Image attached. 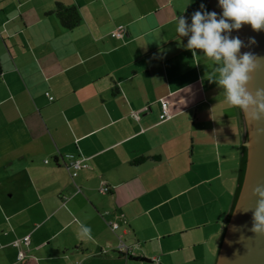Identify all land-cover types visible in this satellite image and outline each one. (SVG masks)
Returning a JSON list of instances; mask_svg holds the SVG:
<instances>
[{
	"label": "crops",
	"instance_id": "crops-1",
	"mask_svg": "<svg viewBox=\"0 0 264 264\" xmlns=\"http://www.w3.org/2000/svg\"><path fill=\"white\" fill-rule=\"evenodd\" d=\"M57 4L80 24L62 27ZM209 8L0 0V264H216L247 130L223 59L175 30Z\"/></svg>",
	"mask_w": 264,
	"mask_h": 264
},
{
	"label": "clouds",
	"instance_id": "clouds-1",
	"mask_svg": "<svg viewBox=\"0 0 264 264\" xmlns=\"http://www.w3.org/2000/svg\"><path fill=\"white\" fill-rule=\"evenodd\" d=\"M221 8L220 18L215 11H196L192 14L191 24L186 25L183 16L178 17L176 32L180 35L190 33L187 47L202 49L207 57L217 61L223 59L220 69L219 84L226 92L229 105L238 106L250 120L264 117V89L255 93L248 88L251 73L261 67L264 58L252 53H237L241 48L238 38H228L226 33L231 29H239L248 24L254 31H264V0H218ZM204 8V5H201ZM254 40V38H253ZM193 55L196 53L193 51ZM257 200L253 212L251 232L264 234V187L254 189Z\"/></svg>",
	"mask_w": 264,
	"mask_h": 264
},
{
	"label": "water",
	"instance_id": "water-1",
	"mask_svg": "<svg viewBox=\"0 0 264 264\" xmlns=\"http://www.w3.org/2000/svg\"><path fill=\"white\" fill-rule=\"evenodd\" d=\"M207 2L209 10L215 11L219 19L222 10L218 0ZM222 34L241 41L238 57L243 53H252L264 58V31H254L250 25L244 24L239 29H231ZM248 88L253 93L257 89H264V61H261V67L251 73ZM241 112L248 134L245 143L248 148L247 169L237 204L226 225L216 264H264V234L250 231L254 223L253 212L260 199L254 195V189L264 187V117L250 120L242 109Z\"/></svg>",
	"mask_w": 264,
	"mask_h": 264
},
{
	"label": "trees",
	"instance_id": "trees-1",
	"mask_svg": "<svg viewBox=\"0 0 264 264\" xmlns=\"http://www.w3.org/2000/svg\"><path fill=\"white\" fill-rule=\"evenodd\" d=\"M54 14L59 19L61 26L67 30H71V29L75 28L82 21L80 13L74 7H64V6H62V4H57L56 9L54 11ZM240 116H241V119H243L242 113H240ZM247 139H248V134L246 132L245 139H244L245 143H246ZM245 143H244V147H243V155H242V160H241V171L239 174V188H237L236 198H235V202L232 206L231 214L233 212L235 204H237V200H238L240 190H241L242 185H243L244 176H245V172L247 169L248 148L245 146ZM146 160H147V158H139V159L137 158L136 160H134V163L140 165L143 162H145ZM230 217H231V215H230ZM230 217H229V220H230Z\"/></svg>",
	"mask_w": 264,
	"mask_h": 264
},
{
	"label": "built area",
	"instance_id": "built-area-1",
	"mask_svg": "<svg viewBox=\"0 0 264 264\" xmlns=\"http://www.w3.org/2000/svg\"><path fill=\"white\" fill-rule=\"evenodd\" d=\"M124 35V28L123 27H118L113 33H112V37L115 38H122ZM52 100V98H51ZM161 115H160V121H165L167 119L170 118V114L167 110V103L165 101L161 102ZM138 116L135 115V118H137ZM68 167L72 168L74 170L73 176H76V171L85 167L84 162L80 161V160H74L72 157H70L69 159V163H68ZM108 188L105 186H102L100 188V191L102 193H107L108 192ZM114 228H117L116 225H114ZM29 243V237H25L22 238L18 241H15L12 245V247L16 248L18 250V261H23L26 257V254L24 252V250L21 249V245H27Z\"/></svg>",
	"mask_w": 264,
	"mask_h": 264
}]
</instances>
